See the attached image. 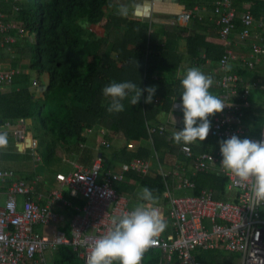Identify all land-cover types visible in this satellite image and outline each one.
Here are the masks:
<instances>
[{
	"label": "built area",
	"instance_id": "2783aa9c",
	"mask_svg": "<svg viewBox=\"0 0 264 264\" xmlns=\"http://www.w3.org/2000/svg\"><path fill=\"white\" fill-rule=\"evenodd\" d=\"M198 1L201 3L195 6V12L202 10V3L212 6L210 20L225 47L218 61L221 75L217 95L225 107L208 118L211 125L209 136L218 143L233 135L244 139L245 130L240 121L244 109L249 106L247 90L242 92L240 88L242 76L226 69L241 63L246 69L253 70L264 57V31L259 30L262 23L257 24L250 10L238 12L234 0ZM3 2H11L15 5L13 10L18 11L17 4L21 0H0V49L4 42L14 44L16 40L10 34L15 26L5 14ZM192 17L191 11L181 12L174 23H189ZM17 32L21 35L23 31L18 29ZM235 38L239 44L249 46L248 56L234 50ZM18 73L12 68H5L0 60V92L12 84ZM32 85L36 86V81ZM24 123V119H19L16 126L5 122V130L0 128V134L11 130L17 144L24 146L27 138ZM148 130L150 134L166 133L163 127ZM29 139L27 149L38 162V141L33 137ZM168 139L171 137L168 136ZM247 139L264 140V125L258 137ZM101 145L104 148L110 146L106 141H102ZM79 146L83 147L82 144ZM180 154L183 160L171 158L170 171H159L164 181L162 196L167 200L166 207L154 204L165 224H169L171 236L165 238L161 233L148 248L159 250L166 261H175L176 264H202L197 252L215 250L238 254L241 264H264V202L254 201L251 181L244 182L224 172L220 165L219 145L212 150L194 152L190 144L183 143ZM68 163L67 173L55 174L57 186L46 195L37 191L36 187L41 183L39 176L28 179L11 169L0 168V186L4 187L0 190V264H46L45 254L58 250L60 246L71 247L82 263L87 264L92 247L113 226L112 220L134 209L129 198L116 190L115 183L124 182L130 171L146 174L151 167L147 161L133 158L121 164L118 170H112L105 167L101 155L92 159L90 165ZM208 173L226 178L224 191L216 193L204 188L198 195H191L196 188L193 178ZM65 193L82 204H74L64 196ZM217 194L224 196L217 197ZM18 196L22 197L20 208ZM42 199L44 204L40 203ZM58 204L72 210L70 219L56 210ZM66 219L68 234L59 230L50 235L35 231L37 226Z\"/></svg>",
	"mask_w": 264,
	"mask_h": 264
},
{
	"label": "trees",
	"instance_id": "16d2710c",
	"mask_svg": "<svg viewBox=\"0 0 264 264\" xmlns=\"http://www.w3.org/2000/svg\"><path fill=\"white\" fill-rule=\"evenodd\" d=\"M254 1L243 2V11L253 10L252 6L257 3ZM259 1L264 6V0ZM24 3H18L19 10L14 11L15 5L3 2L4 8H9L8 12L16 14L13 20L15 29L10 34L16 38L19 35L17 30L21 29L27 35H34V42L28 44V70L38 76L46 74L48 83L41 90L42 99L33 100L29 92L30 76L19 72L8 86L10 89L7 87L0 92V123L15 124L19 119L33 123L32 137L38 141L41 163L47 168L58 164L67 151L71 153L73 150H80L78 163L89 164L93 159V142L89 141L87 148L79 145L87 143L83 130L98 124L106 129L104 138L110 144L109 148L99 145L102 150H109L108 168L113 169V164L129 162L133 158L148 159L151 154L148 149L130 153L125 147L119 150L110 143L119 132L126 140L138 141L148 137L147 125L155 109L145 103L147 93L143 92L139 103L132 105L134 93L129 92L121 101L124 110L109 112L111 100L103 96L102 89L111 82H132L141 89L155 86V95L168 105L173 100L170 97H180L183 91L180 79L172 81L165 77L166 73L178 70V54L160 44L159 31L149 32L148 25L141 20L126 18L124 15L128 13L122 15L121 9H116L111 0H25ZM198 4V0H189L188 9ZM101 24H105L103 37H98L94 29L86 30L87 25ZM163 35L167 43L175 39L167 32ZM186 40L188 46L196 47L197 37ZM157 73L162 76L154 79ZM167 137V133L151 135L155 152L183 160L181 143L167 140ZM193 150L196 152L195 148ZM13 159H18L17 155ZM193 179L196 188L191 195L195 196L204 188L222 192L227 183L226 178L212 173L200 174ZM114 187L119 193H131L136 188L139 193L147 187L156 198L155 204L167 205L162 196L165 189L163 178L153 169L145 175L130 171L126 180L115 183ZM221 196L217 194V197ZM141 203L145 202L141 200ZM156 250L147 248L141 257L142 264H162ZM53 260L54 264H82L69 246H60Z\"/></svg>",
	"mask_w": 264,
	"mask_h": 264
},
{
	"label": "crops",
	"instance_id": "0c3cea01",
	"mask_svg": "<svg viewBox=\"0 0 264 264\" xmlns=\"http://www.w3.org/2000/svg\"><path fill=\"white\" fill-rule=\"evenodd\" d=\"M248 0H234V5L236 6L238 12H243L244 6L243 2H247ZM262 1V0H261ZM124 4H122V9L124 13H128V15H124L128 19H134V20H141L142 23L147 24L149 27V32L153 31H159V41L160 44L164 48H168L169 50H172V52L178 54V70L175 73H166L165 77L171 79L174 81L175 79H181L183 75L186 73V70L190 67H197L202 72H204L207 75H210L213 79V85L210 87L209 91L211 94L217 96L219 93L218 88V80L220 78V71L218 70V61L221 57V55L224 53L225 47L222 44L217 28L215 27L214 23L210 20L211 13H212V6L210 3L208 4H201L202 10H198L197 12L194 11V7L188 9L189 6V0H124ZM254 2H257L256 5L252 6L253 10H250L254 16L255 21L257 24L260 22L262 23L260 31H264V6L263 2H260L259 0H256ZM201 3V2H199ZM185 11H191L193 13V17L189 23H178L175 24L174 21L176 19V16L180 14L181 12ZM178 26L179 28L175 27ZM163 32H167L168 34H172L174 36L172 41L166 42ZM197 37L198 42L196 43V47L192 45V48L187 45V38L192 39ZM4 42V40H2ZM235 45L234 50L243 56H248V49L249 46L241 45L237 41V39H234ZM165 42L167 44H165ZM6 43V42H4ZM7 46L6 44H4ZM189 48L191 49L189 51ZM2 50V51H1ZM0 60L3 56L7 57L10 56L13 57V54H7V51L3 49H0ZM6 51V52H4ZM218 56L219 59H218ZM117 59V58H116ZM2 62V61H1ZM3 66L5 68H11L9 66H6L5 63H3ZM231 72H236L240 74L243 78V83L241 84L240 88L242 92L247 90V97L246 100L249 103V106L244 109L243 117L240 121V126L245 130V138H256L260 135L263 125H264V57L260 59L259 62L256 63L255 68L253 70L246 69L241 63L238 65H231ZM179 74V75H178ZM28 75H30L28 73ZM162 76V74L157 73L154 75V79L157 77L159 78ZM33 82V81H32ZM47 83H48V77H47ZM5 92V91H4ZM42 96V95H41ZM173 99V100H172ZM34 100V99H33ZM170 100L172 102L170 104H166L164 99L154 95L153 100L151 103H147L150 107L154 108V114L150 121H148L147 125V138H142L138 141L133 140H126L123 133L119 132L115 139L112 140L110 143H112L115 147L117 145V142L119 140H123V147H125L126 151L130 153H136L139 149L145 148L151 151V154L148 159H142L144 161H147L150 164V170L154 168V161H152V157L155 156V160H157L156 169L158 170V173H160V169L163 170L165 173L170 171L171 169V158L174 157L173 155H169L167 153H156L153 144L151 135L149 133L150 130L148 128H158L163 127L165 132L168 134L169 137L174 141L173 139V133L177 130H182L183 128V113L179 108H176L177 104L180 103V97H170ZM79 106V105H78ZM214 115V114H213ZM211 115V116H213ZM209 116V117H211ZM208 117V118H209ZM17 121L15 124H12L13 126H16ZM25 124V123H24ZM0 128L5 130L4 123H0ZM90 131V132H89ZM106 129L105 128H98L95 126L94 128H85L83 130V136L87 138V143L82 144L83 147L80 148H87L89 141L92 142V137L95 134L101 135V138L103 140L105 139L104 136H106ZM92 135V136H91ZM27 136V134H26ZM27 137L26 139L31 138ZM168 139L167 140H171ZM101 140V142L103 141ZM99 142V144H101ZM183 144V142H181ZM193 148H195L196 152L204 151V150H212L215 149L219 143L211 138L208 134L207 138L200 142L197 140L194 143L190 144ZM17 152L14 153L12 151H6L1 152L0 151V164L2 163L1 160H14L13 156L28 153L31 158V167L28 169H22V166L19 167L18 171H15L19 176L21 177H27L28 179H31L35 176H39L41 178V183L37 185V191L41 193V195H46L45 193L48 192L53 187L57 186V183L55 182V174L57 172H65L63 170H57L55 171L53 175V181H49V178L47 175H42L39 172L36 171L37 166L41 164L43 167H45L41 163V157L39 150L37 149V153L40 157V161H36L33 156H31L29 150L26 147V144L24 146H20L17 144ZM92 150H94V145H91ZM24 150V151H21ZM21 156H18V159ZM153 159V160H154ZM78 161V160H77ZM68 162H76V161H67V165L69 166ZM91 163V162H90ZM84 164V165H90ZM126 162H121L117 164H113L112 170H118L119 166ZM9 164V163H4ZM105 165V164H104ZM24 167V165H23ZM105 167H109L106 166ZM1 168V167H0ZM46 170L47 167H45ZM160 168V169H159ZM3 169V168H2ZM10 169V168H7ZM13 170V169H11ZM44 170V172L46 171ZM69 170V167L67 168ZM14 171V170H13ZM138 173V172H136ZM140 174V173H139ZM147 174V173H146ZM215 174V173H212ZM145 175V174H144ZM120 182L119 184H121ZM135 184V183H133ZM3 186H0V190H3ZM211 189V188H209ZM213 190V189H212ZM122 191V190H120ZM215 191V190H213ZM217 192V191H215ZM122 194L129 198L130 200V206L135 208L138 204L141 203V200L138 196L137 188L134 189L131 193H127L122 191ZM67 193L64 194L66 198ZM69 196V195H68ZM2 199H4V195L1 196ZM69 199V198H68ZM76 202H73L74 204H82L81 201L75 199ZM73 201V200H72ZM42 202V203H41ZM41 204H44V201H40ZM133 205V206H132ZM56 210H58L59 213H62L65 217L68 219L71 218L73 215L72 210L63 208L62 205H57ZM68 220L61 221L58 223H51L46 226H37L35 227V231L42 233V234H52L53 232L59 230L63 231L66 234L69 233V225ZM169 225L166 223V226ZM49 231L47 232V228H49ZM46 230V231H44ZM162 236L165 238H170L171 236V230L167 231V228L164 229L162 232ZM57 251V250H56ZM56 251L47 252L45 254V260L46 264H54L53 255ZM159 251V250H156ZM160 253V260L162 264H176L175 262H168L164 258L163 254ZM200 259L197 258L202 262V264H241L240 257L238 254L226 252L224 250H215V251H199L197 252ZM200 253V254H199ZM48 255V258L46 256ZM83 264V263H82ZM113 264H119V261H113ZM139 264H142L141 260Z\"/></svg>",
	"mask_w": 264,
	"mask_h": 264
},
{
	"label": "clouds",
	"instance_id": "9594fccd",
	"mask_svg": "<svg viewBox=\"0 0 264 264\" xmlns=\"http://www.w3.org/2000/svg\"><path fill=\"white\" fill-rule=\"evenodd\" d=\"M121 14L124 11L121 10ZM230 70V69H226ZM179 75V74H178ZM183 89L179 108L183 113V128L173 133L174 142L191 144L204 141L210 131L209 116L219 113L225 107L219 97L210 93L213 79L197 67H190L180 79ZM129 92L134 93L131 104L139 103L146 92L145 103H151L156 92L155 86L137 88L132 82H111L102 89V94L110 98L109 112L124 110L122 100ZM7 145L5 134H0V147ZM222 160L220 165L225 173L239 177L241 181H251L250 190L256 203L264 202V140L241 139L236 135L219 141ZM140 200L132 211L112 220V227L95 242L87 259V264H139L144 251L155 243L154 238L165 229L166 224L154 206L157 202L151 190L143 187L138 193Z\"/></svg>",
	"mask_w": 264,
	"mask_h": 264
},
{
	"label": "rangeland",
	"instance_id": "374dc122",
	"mask_svg": "<svg viewBox=\"0 0 264 264\" xmlns=\"http://www.w3.org/2000/svg\"><path fill=\"white\" fill-rule=\"evenodd\" d=\"M21 1L23 2V4H25L24 3L25 0H21ZM123 1L124 0H111L113 6H117L116 9L117 8L122 9V7H123L122 4H124ZM5 9H7V12H8L9 8L8 7L4 8V11H5V14L7 15L8 19L13 21L16 14H13V12H8V14H7ZM93 29L97 32L96 35L98 37H103L104 33L106 32L105 31V24H101L100 26H95V27H93L91 25L86 26V30H88V31L93 30ZM15 39L16 40L14 43L15 44L14 47L3 45V47L1 48V49L4 48V50L7 51V54L8 53L13 54V57L10 58V56H7V57L3 58V56H2L1 61L3 63H5L6 66H9L14 70L19 71L20 73H25V74L29 73L30 74L29 75L30 76V83L32 81H36V83H37L36 86H33V85L29 86V92L32 93L33 99H36V100L42 99L41 98V90L46 88L47 75L42 74L41 76H38L36 74V72L28 70L29 69V48H28V44L34 42V35L33 34L27 35V34L22 32L21 35L16 36ZM1 51H0V53H1ZM6 51H4V52H6ZM7 89L9 90L10 88L8 87ZM23 127L26 130L27 137L33 136V133L35 131L33 123L29 122L28 120H25V124ZM97 127L100 129L101 125L98 124ZM4 134L6 135L7 145L5 147H0V151L1 152L2 151L3 152L12 151V152L16 153L18 147H17V142L14 139L13 132L11 130H7L4 132ZM101 140H103V138H101V135L95 134L92 137V142L94 144V150H92V157L94 159L97 155H101L103 158L104 164L106 166L110 167V153H109V150H102V148L99 146L100 145L99 142H101ZM103 141H106V139H104ZM123 144H124L123 140H119L117 142V145H115V147L120 150L123 148ZM18 150H19V148H18ZM21 151H24V150H21ZM79 152H80V150H78V151L73 150L71 153H68V151H67L65 153L63 159H61V161L58 164L53 165L52 167H48L47 168L48 170H46L45 167H43L41 164H39L37 166L36 171L42 175H47L49 178V181H53V175H54L55 171L63 170V171H65L64 173H67V171H68L67 170V168H68L67 161L70 160V161L78 162L77 160H78ZM18 156H21V157H19V159H14L12 161L1 160L2 163L0 164V167L3 169L10 168V169H13L14 171L21 170V169H19L20 166H22V169H28L29 167H31V165H32L31 161L32 160L29 157L30 155L27 152L26 153L23 152V154L17 155V158H18ZM154 158H155V156L152 157V159H151L152 161H154V165H155L153 170H155L158 173V170L156 169L157 160H155ZM4 163H9V164H4ZM23 165H24V167H23ZM44 170H46V171L44 172ZM17 202H18V208H20L21 202H22L21 196L17 197ZM165 228H167V231L170 230L169 225H167ZM49 229H50V227L47 228V232L49 231ZM44 231H46V230H44ZM46 258H48V255L46 256Z\"/></svg>",
	"mask_w": 264,
	"mask_h": 264
},
{
	"label": "water",
	"instance_id": "95a60500",
	"mask_svg": "<svg viewBox=\"0 0 264 264\" xmlns=\"http://www.w3.org/2000/svg\"><path fill=\"white\" fill-rule=\"evenodd\" d=\"M30 144V139H26V147H28Z\"/></svg>",
	"mask_w": 264,
	"mask_h": 264
}]
</instances>
